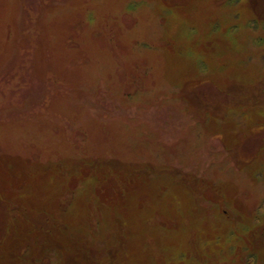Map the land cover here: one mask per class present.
<instances>
[{"label":"rangeland","instance_id":"1","mask_svg":"<svg viewBox=\"0 0 264 264\" xmlns=\"http://www.w3.org/2000/svg\"><path fill=\"white\" fill-rule=\"evenodd\" d=\"M0 264H264V0H0Z\"/></svg>","mask_w":264,"mask_h":264}]
</instances>
